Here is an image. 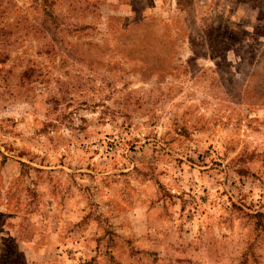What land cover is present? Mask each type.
<instances>
[{"label": "rangeland", "instance_id": "1", "mask_svg": "<svg viewBox=\"0 0 264 264\" xmlns=\"http://www.w3.org/2000/svg\"><path fill=\"white\" fill-rule=\"evenodd\" d=\"M0 264H264V0H0Z\"/></svg>", "mask_w": 264, "mask_h": 264}]
</instances>
